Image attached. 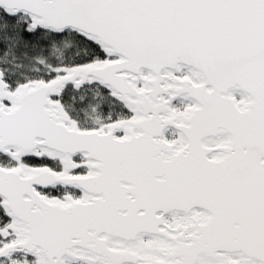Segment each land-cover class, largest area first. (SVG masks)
I'll return each instance as SVG.
<instances>
[{"label": "snow or ice", "instance_id": "1", "mask_svg": "<svg viewBox=\"0 0 264 264\" xmlns=\"http://www.w3.org/2000/svg\"><path fill=\"white\" fill-rule=\"evenodd\" d=\"M0 264H264V0H0Z\"/></svg>", "mask_w": 264, "mask_h": 264}]
</instances>
